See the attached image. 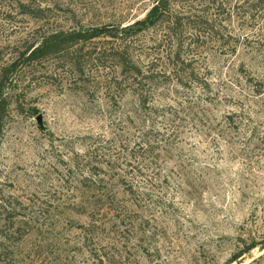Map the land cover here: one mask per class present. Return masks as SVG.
<instances>
[{"label":"rangeland","instance_id":"obj_1","mask_svg":"<svg viewBox=\"0 0 264 264\" xmlns=\"http://www.w3.org/2000/svg\"><path fill=\"white\" fill-rule=\"evenodd\" d=\"M169 1L211 22L184 30L193 77L173 71L162 27L137 23L156 0H0V68L17 62L3 84L0 247L17 264H232L264 244V2ZM72 27L107 30L81 67L76 47L26 63ZM123 47L147 77L123 72ZM81 194L105 197L96 244Z\"/></svg>","mask_w":264,"mask_h":264},{"label":"trees","instance_id":"obj_2","mask_svg":"<svg viewBox=\"0 0 264 264\" xmlns=\"http://www.w3.org/2000/svg\"><path fill=\"white\" fill-rule=\"evenodd\" d=\"M258 2H264V0H259ZM26 7L27 5H23ZM25 11L29 13H34L32 8H26ZM203 18L196 14L191 13H182L176 10H173L171 3L169 0H156L152 8L149 10L145 19L139 20L137 23L147 25V26H158L162 27L164 30V38L165 39H173L174 44L176 45L174 51V57L177 59L178 63H176L173 71H178L180 76L186 75L193 77L195 76V70L192 68V65L185 58L184 54V30L189 26L195 28L197 31H209L211 26V22L208 18ZM107 30L104 28L99 29L96 27H72L68 29H60L49 32L42 36L40 41L36 44L30 46L25 52L26 63L36 62V61H44L50 58H55L58 56H62L64 54L70 53L71 49L76 47V55L77 58L74 57L75 65L81 67L83 54L82 51L85 45L88 42L94 41L96 38H100L103 36V33H106ZM198 35V33L196 32ZM162 39V41H165ZM78 51V52H77ZM119 58L118 64L122 67L124 73H129L130 75H134V77L144 76L141 73V69L134 64L131 54H129L128 50L124 47L119 49L116 53ZM17 62L14 61L9 65H4L0 68V133L2 132V121L4 118V111L9 105L8 98L4 95L3 84L7 80L8 75L12 74ZM182 78V76H181ZM136 83H139L137 78H135ZM140 85V83L138 84ZM261 91V90H259ZM146 142V141H145ZM83 180H87V177L79 180L80 182ZM96 180V179H95ZM93 181V176H92ZM82 185V183H81ZM81 194V198L82 199ZM103 195L97 196H88L87 198H83L81 200L84 201L85 205L88 204L91 211V219L87 224H84L83 227L86 230L85 240H89L90 243L96 244V239L99 237L100 227L104 220L102 218V202L105 201V197ZM79 200V201H80ZM258 243L254 242L243 251L239 252L236 256H234L230 263L236 261L240 256L244 253L249 252L251 249L256 247ZM93 252V248L91 249ZM9 250L6 248L0 247V264H17V260L13 256H7ZM264 259V254L257 257L255 260L250 262L249 264H259V262Z\"/></svg>","mask_w":264,"mask_h":264},{"label":"water","instance_id":"obj_3","mask_svg":"<svg viewBox=\"0 0 264 264\" xmlns=\"http://www.w3.org/2000/svg\"><path fill=\"white\" fill-rule=\"evenodd\" d=\"M264 254V244L259 246L257 250L251 251L247 254L240 256L236 261L232 264H249L253 260H255L258 256Z\"/></svg>","mask_w":264,"mask_h":264}]
</instances>
